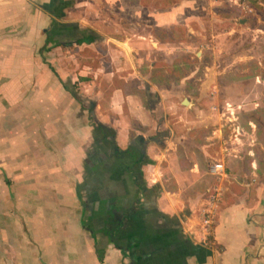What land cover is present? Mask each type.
<instances>
[{"label":"crops","instance_id":"0c3cea01","mask_svg":"<svg viewBox=\"0 0 264 264\" xmlns=\"http://www.w3.org/2000/svg\"><path fill=\"white\" fill-rule=\"evenodd\" d=\"M152 3L0 0V264H264L260 121L236 146L183 4Z\"/></svg>","mask_w":264,"mask_h":264},{"label":"rangeland","instance_id":"374dc122","mask_svg":"<svg viewBox=\"0 0 264 264\" xmlns=\"http://www.w3.org/2000/svg\"><path fill=\"white\" fill-rule=\"evenodd\" d=\"M143 1H146L147 5H153L152 0ZM156 1H160L161 5L183 4L181 16L184 14L188 25L180 30L179 35L187 38L191 35L196 39V41L189 39L185 44L189 54L201 52L202 71L198 79H202L203 84L201 87L203 108L208 109L205 101L214 98L219 101L227 98L239 103L242 108L239 111L226 109V116L230 117V113H233L235 117L238 115L256 117L260 121L264 148V87L255 86L254 78L259 76L261 80L264 79V7L262 6L264 4L257 0L258 6L263 10L262 13L258 9L239 8L238 0ZM234 72H245L248 78L245 77L237 82L240 84L251 82L256 88L248 86V89L240 91L227 88L232 81V75L229 74ZM254 103L262 107L256 109ZM238 123L237 119L234 124L239 126ZM239 127L242 130L241 126ZM246 136L245 133L239 136L235 140L236 146L247 145L249 140Z\"/></svg>","mask_w":264,"mask_h":264},{"label":"built area","instance_id":"2783aa9c","mask_svg":"<svg viewBox=\"0 0 264 264\" xmlns=\"http://www.w3.org/2000/svg\"><path fill=\"white\" fill-rule=\"evenodd\" d=\"M230 108H227V110H229ZM231 111V110H230ZM230 119H232V122H233V126L231 128V138L232 140H237L239 136H242L243 135V131L240 129V127L238 125H235L234 122H235V116H233V113H230ZM224 171V167L222 164H214L210 167V173L213 174V175H219L220 173H222ZM212 204L214 207H217V198L216 196L215 197H212ZM208 222V221H206Z\"/></svg>","mask_w":264,"mask_h":264},{"label":"trees","instance_id":"16d2710c","mask_svg":"<svg viewBox=\"0 0 264 264\" xmlns=\"http://www.w3.org/2000/svg\"><path fill=\"white\" fill-rule=\"evenodd\" d=\"M240 1L243 2L248 8L258 9V10L262 11V13H263V10H261L260 6H258V4H257V0H240ZM260 2L262 4H264V0H260Z\"/></svg>","mask_w":264,"mask_h":264}]
</instances>
